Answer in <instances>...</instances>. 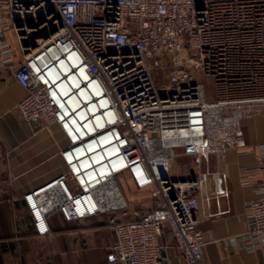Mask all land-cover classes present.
<instances>
[{"label": "built area", "instance_id": "2783aa9c", "mask_svg": "<svg viewBox=\"0 0 264 264\" xmlns=\"http://www.w3.org/2000/svg\"><path fill=\"white\" fill-rule=\"evenodd\" d=\"M10 31L27 91L16 109L67 140L65 173L23 197L37 236L55 213L106 215L121 264H165V227L186 264H203L207 173L172 166L180 152L199 162L243 148L244 121L264 116V0H0V39ZM0 53V65L12 61L8 43ZM126 187L148 193L152 209L134 208ZM256 192L244 232L228 240L235 250H264V187Z\"/></svg>", "mask_w": 264, "mask_h": 264}, {"label": "crops", "instance_id": "0c3cea01", "mask_svg": "<svg viewBox=\"0 0 264 264\" xmlns=\"http://www.w3.org/2000/svg\"><path fill=\"white\" fill-rule=\"evenodd\" d=\"M4 42L10 46L12 61L0 65V264H121L111 253L115 237L106 215L67 222L55 213L49 218L48 236H37L33 229L23 197L65 173L61 151L67 140L57 125H32L21 117L16 105L27 91L15 80L14 70L24 56L14 32L0 39V45ZM4 59L0 53V63ZM243 131L246 146L220 156L197 162L180 152L192 161L185 176L207 173L198 226L205 240L203 264H264L263 249L228 246L230 238L244 232L247 203L258 196L257 188L264 187V116L245 120ZM134 191L126 190L131 204L150 211V195ZM162 246L165 264H186L168 227Z\"/></svg>", "mask_w": 264, "mask_h": 264}, {"label": "rangeland", "instance_id": "374dc122", "mask_svg": "<svg viewBox=\"0 0 264 264\" xmlns=\"http://www.w3.org/2000/svg\"><path fill=\"white\" fill-rule=\"evenodd\" d=\"M154 76H155V79H156V83L158 85H161L166 80L167 70L165 71V70H161V69L157 68L155 70ZM204 82L206 83L207 92H208V95L210 97V96L213 95V91H214L213 90L214 89L213 88V82L211 80H209V79H205ZM193 157L196 160L197 157L196 156H193ZM191 162H192L191 158H187L185 156H180L179 158H176L174 163H173V166H172V173L174 175H178V176H185L188 173L189 169H190L189 165H190ZM126 188H128V187H126ZM133 193H137V192L134 191ZM131 195H129V196H131ZM138 196H140V195H134L133 198L134 197H138ZM136 204L132 203V206L134 208H136L137 207V206H135ZM137 205H139V204H137Z\"/></svg>", "mask_w": 264, "mask_h": 264}, {"label": "water", "instance_id": "95a60500", "mask_svg": "<svg viewBox=\"0 0 264 264\" xmlns=\"http://www.w3.org/2000/svg\"><path fill=\"white\" fill-rule=\"evenodd\" d=\"M21 25L19 24V23H17V27H20ZM23 44V46L25 47L26 46V44L25 43H22ZM162 256L163 257H165V254L162 252Z\"/></svg>", "mask_w": 264, "mask_h": 264}]
</instances>
